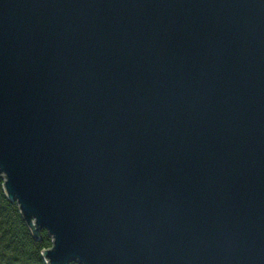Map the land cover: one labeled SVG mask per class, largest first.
Listing matches in <instances>:
<instances>
[{
  "label": "water",
  "instance_id": "water-1",
  "mask_svg": "<svg viewBox=\"0 0 264 264\" xmlns=\"http://www.w3.org/2000/svg\"><path fill=\"white\" fill-rule=\"evenodd\" d=\"M0 176L47 264H264V0H0Z\"/></svg>",
  "mask_w": 264,
  "mask_h": 264
},
{
  "label": "trees",
  "instance_id": "trees-1",
  "mask_svg": "<svg viewBox=\"0 0 264 264\" xmlns=\"http://www.w3.org/2000/svg\"><path fill=\"white\" fill-rule=\"evenodd\" d=\"M3 183L0 176V264H47L41 252L51 246V238L46 230L39 239L32 237L17 203L7 199Z\"/></svg>",
  "mask_w": 264,
  "mask_h": 264
}]
</instances>
